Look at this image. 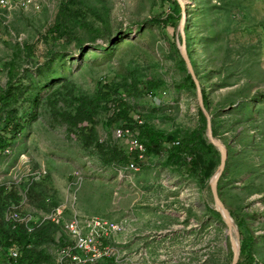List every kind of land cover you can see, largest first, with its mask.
<instances>
[{
    "label": "rangeland",
    "instance_id": "1",
    "mask_svg": "<svg viewBox=\"0 0 264 264\" xmlns=\"http://www.w3.org/2000/svg\"><path fill=\"white\" fill-rule=\"evenodd\" d=\"M34 1L0 8V87L9 79L8 63L16 47L34 46L20 53L16 67L17 80L28 85L19 104L24 129L0 153L2 223L6 225L5 213L13 210L37 219L60 207L61 219L37 228H55L51 238L35 245L52 262L67 239L64 222L80 215L124 224L115 239V264H231L229 229L214 212L210 186L221 163L216 146L218 154L156 151L138 163V170L107 164L86 150L77 131H70L56 113L73 109L70 98L65 95L55 105L47 100L62 87L93 98L104 85L116 84L121 93L111 99L125 100L133 116L165 133L191 131L199 126L201 105L197 87L185 81V41L207 93L213 135L228 153L218 181L220 198L240 233V245L246 239L253 262L264 264V0H180L187 14L185 38L180 29L183 17L175 26L145 22L168 11V1L82 0L106 23H101L97 36L78 30L81 48L77 40H56L52 46L61 53L53 58L43 37L63 0ZM148 80L164 85L153 93H122L130 83ZM98 110L99 140L128 153L127 141L117 136L118 126L106 110ZM202 133L211 143L207 128ZM197 156L200 170L194 174L188 163Z\"/></svg>",
    "mask_w": 264,
    "mask_h": 264
},
{
    "label": "trees",
    "instance_id": "2",
    "mask_svg": "<svg viewBox=\"0 0 264 264\" xmlns=\"http://www.w3.org/2000/svg\"><path fill=\"white\" fill-rule=\"evenodd\" d=\"M170 2L168 11L164 14H158L146 19L145 22H150L156 25L168 26L177 25L182 18V6L178 0H163ZM101 23H106L105 17L101 13H98L92 7L84 4L82 0H63L53 22L48 26L46 34L43 37L46 43H50L48 49L49 57L53 58L61 51L55 49L52 45L58 40L59 42L77 40L79 47H83V40L76 35L78 30H83L97 36L101 31ZM188 22L186 24V35L189 40ZM52 46V47H51ZM189 47V44H188ZM33 44L16 47L14 51L13 59L8 63L9 79L5 87H0V153L4 152L7 148L11 147L19 134L24 129L25 121L21 115L19 108L20 101L26 94L28 85L17 80L18 73L17 64L19 62L20 53L24 49L33 51ZM190 52V51H189ZM190 55V53H189ZM182 62L185 61L182 59ZM27 69H25L26 71ZM30 78L26 76V78ZM20 82L16 84V82ZM185 81L189 85L196 87L195 82L190 73L185 77ZM30 82V79H29ZM164 85L163 81L148 80L146 82H133L125 86L122 89V93L138 94L140 92L153 93L156 89L161 88ZM182 85H179L181 87ZM63 88V87H62ZM61 88V89H62ZM51 92L47 95L48 101L53 105L58 100L69 97L73 102V109L71 111H56L60 114L65 122L69 125L70 131H77L80 136L82 144L86 150L91 154L99 157L104 163L129 165L135 161L137 163H145L144 160H140L135 153H127L119 145H113L107 148L97 137L96 124L98 109H103L108 112L109 119L115 123L116 126L123 120L125 126L130 128L137 127L138 136L140 140L146 145L147 158L154 152L165 150H172L173 155L181 154H199L204 151L207 153H217L218 149L212 144L207 142L203 138L202 131L207 128V119L204 112L199 108V126L191 131L181 130L179 133H165L160 130H156L152 125L147 122L138 123L136 117L131 114V109L125 100H112V96L116 93H121V89L116 84L104 85L99 89L98 94L91 98L85 94H73L68 92V88L65 87V91L62 89ZM205 105H207V93L202 88ZM35 100V101H34ZM33 100V105L37 104L36 99ZM37 115L34 111L33 118ZM32 120V118H31ZM214 127V120H212ZM179 136V137H178ZM178 142V144H175ZM169 144V145H168ZM200 156L191 157L188 163V169L192 173H197L200 168L197 167ZM207 185V183L205 184ZM220 186H218V189ZM3 189V188H2ZM1 189V190H2ZM6 191V189H3ZM2 191V192H3ZM220 192V191H219ZM6 193H4L5 195ZM32 195V193H29ZM1 196V194H0ZM214 212L221 216L220 212L214 210ZM55 228L52 225L43 227L37 231L38 241L51 238ZM241 235L243 233L241 232ZM28 235L23 227H19L15 230H11L4 225L0 216V260L5 261L9 258L10 248H20V257L17 262L13 264H44L45 261L50 260L49 254L46 252L37 251L35 248H28L24 242L28 239ZM96 264H115L113 258H107ZM238 264H255L253 257L248 251V242L246 239L242 240L241 254Z\"/></svg>",
    "mask_w": 264,
    "mask_h": 264
},
{
    "label": "built area",
    "instance_id": "3",
    "mask_svg": "<svg viewBox=\"0 0 264 264\" xmlns=\"http://www.w3.org/2000/svg\"><path fill=\"white\" fill-rule=\"evenodd\" d=\"M16 4L23 6L34 5V0H0V8L10 7ZM138 123L144 121L140 116L136 117ZM118 137L125 139L128 153H135L140 160L146 161L147 148L138 136V129L125 126L121 120L116 129ZM178 144V142H175ZM133 170H138V163L133 161L129 164ZM61 208H57L53 213H40L37 219L30 215H23L13 210L5 213V223L11 230L23 227L28 235L24 242L28 248L35 247L37 238V228L45 222H57L63 217ZM63 229L67 236L57 249L55 262L51 259L44 264H96L107 258L118 261V248L115 246V239L120 235L125 226L122 222L114 221L100 216H80L74 215L63 224ZM20 257V248L14 247L9 250V258L5 261L0 260V264H13ZM257 264V263H255Z\"/></svg>",
    "mask_w": 264,
    "mask_h": 264
},
{
    "label": "water",
    "instance_id": "4",
    "mask_svg": "<svg viewBox=\"0 0 264 264\" xmlns=\"http://www.w3.org/2000/svg\"><path fill=\"white\" fill-rule=\"evenodd\" d=\"M180 4H181L182 9H183L182 10V17L183 18H182L181 23H180V29L182 30L183 38H185V36H184V23L186 21L187 14L184 11L183 4L181 3V1H180ZM184 42H183V46L181 47V54H182V57H183L186 65H187V67H188L189 73L191 74V76H192V78L196 84V87H197L198 99H199V102L201 105V109L204 112L205 117L207 119V134H208L210 142L219 149L220 154H221V163L219 165V168H218L216 174L211 179L210 186L212 189L216 210L221 213V215H222V217H223V219H224V221L227 224L228 229H229L228 232H229V235L231 238V246H232V251H233V258H232L231 264H238L239 259H240V254H241L240 233L238 232V230L236 231V226L234 224L233 217H232L230 211L228 210V208L223 203L222 199L220 198L219 191H218V181H219V179H220V177H221V175L225 169L228 153H227V149L224 146V144L220 140L215 138L213 135L212 118H211L209 111L205 107L202 88H201L200 82L197 78V75L194 71L191 59L188 55L186 45Z\"/></svg>",
    "mask_w": 264,
    "mask_h": 264
}]
</instances>
